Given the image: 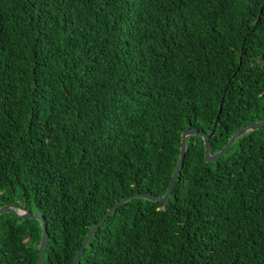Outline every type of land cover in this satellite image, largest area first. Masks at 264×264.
I'll use <instances>...</instances> for the list:
<instances>
[{
    "label": "trees",
    "instance_id": "1",
    "mask_svg": "<svg viewBox=\"0 0 264 264\" xmlns=\"http://www.w3.org/2000/svg\"><path fill=\"white\" fill-rule=\"evenodd\" d=\"M263 118L264 0H0V206L40 212L42 264L163 195L184 128L215 153ZM40 235L0 213V264ZM77 264H264V124L211 162L186 136L168 201L119 204Z\"/></svg>",
    "mask_w": 264,
    "mask_h": 264
},
{
    "label": "water",
    "instance_id": "2",
    "mask_svg": "<svg viewBox=\"0 0 264 264\" xmlns=\"http://www.w3.org/2000/svg\"><path fill=\"white\" fill-rule=\"evenodd\" d=\"M219 110H220V104L218 106L217 113L219 112ZM216 118H217V116L215 117V119ZM263 124H264V118L259 120V121H256L253 123H248L244 126L237 128L228 137L225 144L215 153L209 152L210 146H209V141H208L209 137L211 136V134L213 132L215 122H213L212 128L207 133H205L203 131H197V130L189 128V127L184 128L180 133V144H179V152H178L176 165L174 167V170H173L172 175H171L170 180H169V184H168L167 189L164 192V194L163 195H154V194H151L148 192H134V193H131V194H128L126 196L121 197L110 208H108L105 211V213L100 217V219L88 230V232L83 237L79 248L76 250L70 264H77V262L81 256V253L83 251V248L87 244L88 240L95 233L96 229L103 223V221L106 219V217L122 202L129 200L131 198H134V197H143V198H148V199H154V200L161 201L163 203L168 201L170 194H171V191H172V188H173V185H174L175 180H176L177 173L180 170V167L182 165L183 156H184V152H185L186 136L193 134V135L200 136L202 138L204 161L211 162V161L215 160L216 158H218L219 156L223 155L228 150V148L230 147V145L232 144V142L234 141V139L237 136L243 134L246 131L256 129L257 127H259ZM3 212L10 213V214H12L16 217H19V218H32V219L38 220V222L40 223V226H41V235H40V239L38 242L36 264H42V257H43L45 242L47 239V233H46V229L44 227V223H43L42 217L40 215V212L38 210H34L33 212H29L26 210L24 204H22V205L8 204V205L0 206V213H3Z\"/></svg>",
    "mask_w": 264,
    "mask_h": 264
}]
</instances>
